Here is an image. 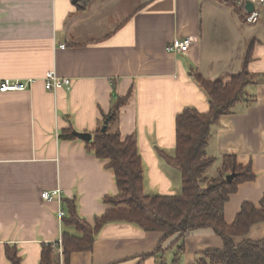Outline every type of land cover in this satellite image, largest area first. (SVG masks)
Here are the masks:
<instances>
[{"label":"crops","instance_id":"1","mask_svg":"<svg viewBox=\"0 0 264 264\" xmlns=\"http://www.w3.org/2000/svg\"><path fill=\"white\" fill-rule=\"evenodd\" d=\"M72 1L0 0V84L35 81L26 91L0 92V264H10L7 245L16 246L21 264H39L44 245L55 244L65 231L58 213L65 212L62 203L45 201L43 192L60 189L90 225L110 208L106 198L118 194L115 173L108 161L87 152V141L79 136L93 140L109 120L115 97L129 91L133 96L120 110L118 129L123 140L136 137L145 192L171 196L181 190L179 170L157 150L175 153V119L184 109L209 112L191 76L196 73L226 84L246 67L254 77L241 101L213 127L208 152L219 163L235 154L237 163L251 165L257 177L231 195L225 222L234 223L244 202L259 208L264 197V7L251 26L218 0H94L85 10ZM175 39H191L193 46L188 53L170 52ZM49 71L69 78L72 86L48 92ZM69 129L76 140L62 139ZM67 231L79 236L74 228ZM161 237L129 223L107 224L93 251L73 253L70 264H165L177 247L148 257ZM246 238L263 239L264 223ZM222 248L212 230L191 232L177 264H194L196 255ZM54 255L64 264L63 250L55 249Z\"/></svg>","mask_w":264,"mask_h":264},{"label":"trees","instance_id":"2","mask_svg":"<svg viewBox=\"0 0 264 264\" xmlns=\"http://www.w3.org/2000/svg\"><path fill=\"white\" fill-rule=\"evenodd\" d=\"M94 0H79L76 6L81 10L88 9ZM234 7L238 14L247 15L244 0H218ZM251 54V53H250ZM249 55L246 57L248 64ZM194 83L202 90L210 106L208 113H201L194 108H186L175 121L176 145L175 153L167 155L160 150L167 165L177 168L182 179L180 194L171 196L147 195L145 192V166L136 137H121L118 129L120 110L132 98L129 91L124 97H115L112 110L106 119L113 125L105 133L98 129L91 142H86L88 153L101 160L108 161V166L115 173L118 194L106 198L109 205L107 212L90 225L77 212L75 200H62L66 212L62 226V249L64 264L71 263L73 253L91 252L95 247V238L107 224H133L146 232H159L162 237L156 250L148 255L155 257L177 247L179 253L185 250V241L191 232L210 229L223 241V248L203 252V259L199 264H264V238L252 241L246 238L251 229L264 223V197L259 208L249 202L242 204L233 221L225 222V205L231 195L236 194L239 186L246 182H253L256 176L252 166H241L237 163L235 154L220 158L217 175L209 179L207 172L217 162L216 157L209 156L208 146L212 139V130L220 122V118L229 114L244 95L247 85L254 81L246 67L239 76L229 83L220 80H208L199 73L191 75ZM71 129L66 130L62 139L76 140ZM236 174L232 182H227L229 174ZM206 185V186H204ZM69 228H74L79 236L72 234ZM177 236L176 241L168 248H164L167 241ZM235 238H243L237 243ZM61 245H44L39 264H60L54 250ZM5 256L10 264H21L22 259L16 246H6ZM180 257V256H179Z\"/></svg>","mask_w":264,"mask_h":264},{"label":"built area","instance_id":"3","mask_svg":"<svg viewBox=\"0 0 264 264\" xmlns=\"http://www.w3.org/2000/svg\"><path fill=\"white\" fill-rule=\"evenodd\" d=\"M250 1L252 4H254L255 8L252 13L247 15L246 23L254 26L258 23L260 17H261V11L264 7V0H244ZM193 46V41L191 39H175L172 43L168 45L169 51L177 54L181 53H188L190 49ZM65 46L63 45L61 48L63 49ZM45 88L48 92H56L60 89H65L67 87L68 89L72 86V80L69 78H60L58 77L56 71H49V73L46 74L45 78ZM35 81L28 80L26 83L23 82H13L11 80L6 79V81H3L0 84V92L6 93V92H21L26 91L29 88L32 87ZM41 197L47 201V202H53L58 201L62 203V195L60 189H55L50 192H43ZM59 221L62 224L63 218L66 216V212L63 210H60L59 212ZM61 247H60V253H62V238L57 241Z\"/></svg>","mask_w":264,"mask_h":264},{"label":"rangeland","instance_id":"4","mask_svg":"<svg viewBox=\"0 0 264 264\" xmlns=\"http://www.w3.org/2000/svg\"><path fill=\"white\" fill-rule=\"evenodd\" d=\"M124 10L125 11H129L130 10V7L128 6V5H125L124 6ZM220 165H221V163H219L218 161L216 162V164L214 165V167L213 168H211L208 172H207V177L209 178V179H212V178H214L216 175H217V170H218V168L220 167ZM177 169V168H176ZM204 186H206V185H204ZM180 192H181V190H179V191H177V192H175V194H180ZM146 194L147 195H152V196H156V195H160V194H158L157 192L156 193H147L146 192ZM175 253L174 254V256L173 255H171L172 253ZM169 255L167 256V258H166V262H165V264H177V259L179 258V256H180V260H181V258L182 257H184V253H179L178 251H177V248H175V249H173L172 251H170L169 253H168ZM203 257H204V255H203V253L202 254H199V255H196V260H195V263L194 264H199V263H197L198 261H200L201 259H203ZM179 262V261H178ZM182 264V263H181Z\"/></svg>","mask_w":264,"mask_h":264},{"label":"water","instance_id":"5","mask_svg":"<svg viewBox=\"0 0 264 264\" xmlns=\"http://www.w3.org/2000/svg\"><path fill=\"white\" fill-rule=\"evenodd\" d=\"M79 0H73L72 2H73V4L74 5H76L77 4V2H78ZM254 8H255V6H254V4H252L250 1H246L245 2V9H246V12L247 13H252L253 12V10H254ZM108 121L109 120H106L104 123H105V125L103 126V128H102V130H101V132H103V133H105L106 132V130H107V126H108ZM80 138H83L84 140H86V141H88V142H90V141H92V138H91V136L90 135H81V136H79ZM236 176V174H234V173H232V174H229V176H227L226 178H227V182L229 183V182H232L235 178Z\"/></svg>","mask_w":264,"mask_h":264}]
</instances>
